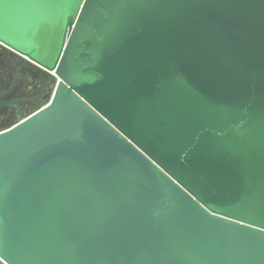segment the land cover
I'll use <instances>...</instances> for the list:
<instances>
[{
  "label": "water",
  "instance_id": "95a60500",
  "mask_svg": "<svg viewBox=\"0 0 264 264\" xmlns=\"http://www.w3.org/2000/svg\"><path fill=\"white\" fill-rule=\"evenodd\" d=\"M0 45L53 81L0 129L2 264H264V0H0Z\"/></svg>",
  "mask_w": 264,
  "mask_h": 264
},
{
  "label": "flooded vegetation",
  "instance_id": "af4514ba",
  "mask_svg": "<svg viewBox=\"0 0 264 264\" xmlns=\"http://www.w3.org/2000/svg\"><path fill=\"white\" fill-rule=\"evenodd\" d=\"M52 85L46 71L0 47V129L43 104Z\"/></svg>",
  "mask_w": 264,
  "mask_h": 264
},
{
  "label": "rangeland",
  "instance_id": "374dc122",
  "mask_svg": "<svg viewBox=\"0 0 264 264\" xmlns=\"http://www.w3.org/2000/svg\"><path fill=\"white\" fill-rule=\"evenodd\" d=\"M0 47H2V48H4L3 46H1L0 45ZM5 50H7L6 48H4ZM10 52V51H9ZM13 54V53H12ZM14 55H16V54H14ZM16 56H18V57H20L19 55H16ZM21 58V57H20Z\"/></svg>",
  "mask_w": 264,
  "mask_h": 264
}]
</instances>
